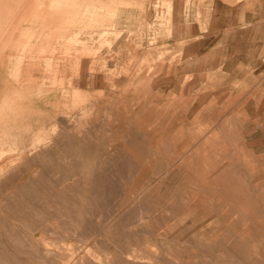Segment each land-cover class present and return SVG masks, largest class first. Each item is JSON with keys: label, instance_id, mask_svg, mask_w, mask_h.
<instances>
[{"label": "rangeland", "instance_id": "1", "mask_svg": "<svg viewBox=\"0 0 264 264\" xmlns=\"http://www.w3.org/2000/svg\"><path fill=\"white\" fill-rule=\"evenodd\" d=\"M119 1L89 50L26 56L0 264H264V0Z\"/></svg>", "mask_w": 264, "mask_h": 264}, {"label": "bare ground", "instance_id": "2", "mask_svg": "<svg viewBox=\"0 0 264 264\" xmlns=\"http://www.w3.org/2000/svg\"><path fill=\"white\" fill-rule=\"evenodd\" d=\"M119 3V0L108 2H104V0H0V132L5 137L6 109L15 108L18 113L21 103L24 104V101L27 100L23 93L26 91L33 92L37 88L33 69L40 66L34 59H28L26 56L34 54V51H37L35 48L38 46H42L40 51L42 52L47 50V46L52 45L54 46V53L55 48L65 40L69 42L66 44V53L71 52V43H79L80 41H83L84 49L89 50L90 47L83 40L81 33L88 29L90 33L97 32L102 37L110 31L116 32L117 24L114 18L120 14ZM47 59H49L48 61L52 59L57 72L66 71L69 68L67 61L60 60V58L56 59L51 55ZM11 89L17 92L19 98L21 95L20 99H23L18 100L19 106L17 108L15 107L17 100L13 96V92H9ZM39 91L43 90L40 89ZM28 101L33 104L35 109L42 101L50 104L56 103L50 96L39 98L33 95V97L28 98ZM23 111L20 110L19 115H22ZM0 141L2 143L0 144V173H2L6 171V146L3 144L6 142V138ZM19 150L18 152H20ZM5 181V179L4 181L1 179L0 183L3 184ZM90 239L92 240V238ZM90 242L92 243V241ZM64 243L66 242L64 241Z\"/></svg>", "mask_w": 264, "mask_h": 264}]
</instances>
